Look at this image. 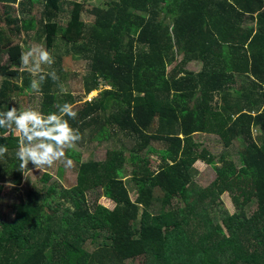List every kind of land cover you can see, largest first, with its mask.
I'll return each mask as SVG.
<instances>
[{
  "label": "trees",
  "instance_id": "trees-1",
  "mask_svg": "<svg viewBox=\"0 0 264 264\" xmlns=\"http://www.w3.org/2000/svg\"><path fill=\"white\" fill-rule=\"evenodd\" d=\"M64 2L0 0V147L8 149L0 199L5 182L14 193L22 184L19 142H39L14 135L7 117L12 99L34 86L14 41L20 35L32 31L48 53L59 39L68 46L39 74L42 119L67 120L80 149L105 139L114 149L102 161L77 158L74 186L30 189L11 204V221L0 213V264H264V0H112L86 10L87 23L74 3L61 25ZM67 55L87 62L82 99L100 89L75 119L61 111L81 100L59 92ZM191 62L197 72L186 69ZM202 133L219 136L226 150L238 143L239 164L220 153L215 182L200 189L195 164L214 160L195 141ZM127 159L134 200L123 180ZM225 192L231 211L217 208Z\"/></svg>",
  "mask_w": 264,
  "mask_h": 264
},
{
  "label": "rangeland",
  "instance_id": "rangeland-1",
  "mask_svg": "<svg viewBox=\"0 0 264 264\" xmlns=\"http://www.w3.org/2000/svg\"><path fill=\"white\" fill-rule=\"evenodd\" d=\"M112 0H65V2L62 5V10L59 14L58 20L61 25H64L68 16V13L72 9L74 3H78L82 6L83 12H82V20L87 23L90 21L89 15L85 12L86 10L92 9L93 7H105V5ZM1 9V7H0ZM42 10L41 4H34L32 6V13L31 15L36 19L38 22L40 18V13ZM166 23H170V18L168 17L166 20ZM3 25V23H0ZM38 25V24H37ZM32 31L30 32L29 38H24L23 35H20L17 38H14V41L18 42L22 45L24 48V53H27L31 51V55L28 57V63L22 64V69H25L27 72L30 73L32 76V83H33V89L32 91H29L26 94H23L20 97H17L15 99H12V103L10 105L16 109V115L17 117L24 111H35L38 114H40L41 109V97L40 94L37 92L38 83L40 80L39 74L42 71H45L47 68H51V57L55 56L56 54L60 55L65 52L66 49H68V46L66 44H63L61 40L56 41L55 49L52 50L50 55V62L44 63L39 61V50H45V45L43 40H37ZM180 62V58L176 61ZM172 66L168 67V70L171 69ZM61 68L65 73V78L62 82V84L59 86V92L62 95H70L74 99H81L80 101H77L75 104L71 105L72 111L76 110L77 108H81V104L86 100L89 101L91 98L95 97L98 92H100V89L97 91H93L90 93L89 96H87L85 99H82L83 97V88H82V78L87 73V62L84 60H80L77 57L72 58L69 55L63 58ZM186 69L190 71H198V66L191 62L188 63L186 66ZM1 81V78H0ZM14 135H19V132L17 130L14 131ZM220 137L215 134H208V133H202L195 135V141L200 147V150L204 149L207 150L213 157L214 160L212 162H206L198 161L196 166V173L194 174L193 180L194 183L197 185V188L203 189L208 186H211L212 183L215 182L216 179V173L214 171V167H221L223 165L222 162L219 161L220 153L222 152H230L231 160L235 164H239V158L236 153L238 148V143H234V145L226 150V145L224 142L220 141ZM155 147L163 148V146L160 144L155 145ZM109 149H114L113 144L111 145L110 140L105 139L104 141H96L93 142L90 145H87L85 149H80L77 146H74L72 148L65 150V155L67 159L72 161L71 166H67L65 161H58L54 164V166L48 168H42V169H35V167L29 163L28 170H23V181L21 186L19 187L17 193H14L12 191L14 188L12 187V184L10 182H5L4 189L2 191L1 199H0V213L4 220L11 221L14 217V211L11 207V204L17 203L18 201L24 200L25 195L28 190L30 189H36L43 194L45 193V189L47 187L52 186V184H57V188L62 189H68L75 185L76 183V176H77V165L78 162L76 161L77 158H79V161L85 162L89 160H100L102 161L105 158L106 151ZM76 153L79 154V157L76 155ZM127 155V153H126ZM151 157H155L154 155H151ZM131 165L127 159V161L122 166V172H123V180L124 183L130 193L131 199H135L137 187L135 186L133 182V176H132V170ZM46 173V174H45ZM49 174V175H48ZM45 175H48L50 178L48 181L44 180ZM101 190L97 189L96 191L92 192L88 195V200L91 203L94 199H96ZM158 191L155 190V195H158ZM220 203L217 202V208L219 209H225L226 208L231 211L233 209V202L229 199L228 195L223 193L220 196ZM99 203L103 204L104 206L109 207V203L104 198L99 199ZM6 206V207H5ZM67 207L68 204H63V207ZM6 208V209H5ZM255 210V204H250L248 207H246L247 214L253 213ZM60 215V212H58ZM5 216V218H4ZM142 258H136L132 260L129 264H141Z\"/></svg>",
  "mask_w": 264,
  "mask_h": 264
},
{
  "label": "clouds",
  "instance_id": "clouds-1",
  "mask_svg": "<svg viewBox=\"0 0 264 264\" xmlns=\"http://www.w3.org/2000/svg\"><path fill=\"white\" fill-rule=\"evenodd\" d=\"M31 54V51L22 53V64L28 63V57ZM39 61L50 62L49 53L42 49L39 50ZM61 111L70 119L76 117V113L72 111L71 105L68 103H65ZM7 117L9 121L14 122L16 130L23 133L27 141H39L29 145H25L23 140L19 142L15 155L19 160L21 170L29 171L27 167L29 163L35 169L50 168L58 161H65L67 166L72 165V161L65 155V150L74 147L81 137L77 130L70 127L67 120H63L55 114H50L47 120H44L35 111H24L17 117L14 108L7 112ZM3 125L4 121L0 120V126ZM7 151L6 146L0 147V157L4 156Z\"/></svg>",
  "mask_w": 264,
  "mask_h": 264
},
{
  "label": "crops",
  "instance_id": "crops-1",
  "mask_svg": "<svg viewBox=\"0 0 264 264\" xmlns=\"http://www.w3.org/2000/svg\"><path fill=\"white\" fill-rule=\"evenodd\" d=\"M199 68V67H198ZM199 70V69H198ZM194 72H197V71H194Z\"/></svg>",
  "mask_w": 264,
  "mask_h": 264
}]
</instances>
